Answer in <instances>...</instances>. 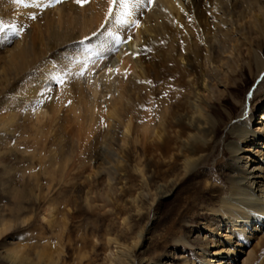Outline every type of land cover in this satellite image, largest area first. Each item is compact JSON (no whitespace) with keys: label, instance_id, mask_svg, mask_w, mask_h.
I'll use <instances>...</instances> for the list:
<instances>
[{"label":"rangeland","instance_id":"1","mask_svg":"<svg viewBox=\"0 0 264 264\" xmlns=\"http://www.w3.org/2000/svg\"><path fill=\"white\" fill-rule=\"evenodd\" d=\"M236 3L241 5L242 0L202 2L197 20L185 18L195 45L181 46L179 55L171 47L159 48L158 58L146 64L160 79L152 95L144 98L148 94L143 95L142 80L126 94L130 106L122 115L140 126L143 114L149 112L153 126L164 129L171 141L166 152L156 147L164 137L145 141L139 131L128 134L125 143L119 134L110 143L108 132L115 133L119 126L115 120L110 125L102 114L97 118L95 131L100 132L95 141L78 138L79 123L85 128L90 122L86 110L90 65H81L83 52L77 49L84 46L80 43L84 38L43 54L39 64L49 61L52 69L51 77H45L32 64L42 53L41 40L33 48L32 38L42 33L43 42L47 41L46 25L56 16V5L45 11L34 0H0V20L20 30L10 42H0V227L5 223L10 229L0 234V264H48L38 255L52 244L61 252L54 253L51 264H216L221 260L263 264L264 218L254 215L246 224L236 223L224 215L228 212L222 206V199L233 192L229 146L239 143L238 121L243 118L253 128L264 121L263 92L257 88L264 72L259 73L264 68V27L252 14L224 22L223 14L207 9L216 5L224 10L239 6ZM21 45L28 48V55L19 73L23 63L15 61L14 55ZM72 56L81 61L70 69L75 75L61 76L59 65L67 66ZM180 64L188 65L189 71ZM109 69L105 72L112 78L124 79L119 69ZM101 73L95 76L98 82ZM29 78L33 93L26 92ZM116 84L113 81L114 91ZM114 97V93L107 96ZM41 100L50 103L46 106L50 115L52 105L54 110L59 107L57 116L63 121L53 128L43 126L50 131L46 142L34 134L33 101ZM177 113L208 124L210 132L201 135L206 144L199 139L191 152L178 147L189 131L184 123H170ZM78 114L80 121L74 119ZM100 149L105 161L96 158ZM201 153L199 163L187 174L182 161ZM54 154L55 162L50 159ZM246 155L250 164L254 155ZM159 185L174 187L173 195L160 199ZM50 212L66 223L61 240L59 227L49 225ZM19 246L25 248L24 263L12 259Z\"/></svg>","mask_w":264,"mask_h":264},{"label":"bare ground","instance_id":"2","mask_svg":"<svg viewBox=\"0 0 264 264\" xmlns=\"http://www.w3.org/2000/svg\"><path fill=\"white\" fill-rule=\"evenodd\" d=\"M68 1L72 0H63L62 3L55 4L56 7H54L58 10V12L56 16L51 19L52 22H47L46 32L49 34L47 37V41L43 42L45 36H42V33H38L36 37L32 38L33 48L35 47L37 40H41L42 42V53L40 57H38L37 59H33L34 61L32 64H34L33 66H35L37 70L39 69V71H41L40 73H43L45 77L51 75L50 73L52 69L51 65L48 64L49 61L44 60V64H39L40 58L43 54H52L56 49L61 48L77 39H83L85 36L92 37V33L98 31L101 24L105 22V15L108 8L107 0H91V2L83 8L75 4L73 1L71 3H68ZM204 1L206 0H154L153 4L147 6L148 10L142 13L137 12L136 15L131 18L133 20H140L139 27H136L134 25H129L127 26V28H121V26H112L113 36H130L131 40L129 42H122L118 45H115L112 51H108V49L106 48L100 49L99 42L96 38L93 37L90 42L83 44V47L77 48L80 52H83V56L81 58L83 60L82 64L80 63L81 61L79 63H75L74 61H79V59H77V56H72L68 60H73L67 62V66L63 68V64L62 66L59 65L58 70H60L59 73L61 72V76H64L65 72L73 69L79 64L86 66L90 65L87 68L89 71L87 83L89 87L88 89L90 102L88 103L89 105L86 104L88 105L86 106V110H89L90 122L85 125V128L84 126H82V124L79 123L80 128L78 130V138H80L81 136V140L86 141L91 139L92 137V139L89 140L90 143L92 140L95 141V137L97 138L98 133L100 132H97L95 130H97L96 127H98V119L100 117L99 115L102 114L108 120L110 125V121L115 120V122L119 126V129L116 130L115 133L111 131L108 132V141H110V143L114 144L115 140L118 137V134L124 140L123 143H125V140L129 139L128 134H133L134 132L139 131L145 141L150 139V137H156L158 140L164 137V142L157 144L156 147L159 149H163L166 152L170 151L171 141H167L166 136H164V129L157 130L158 128L156 126H153L154 122L151 120V115L149 112L143 114V121L139 126L133 123L131 117L128 116L126 118L125 116H123L122 110L130 106V102L129 100H127L126 94L128 93L130 88H133L135 86L136 83H140V80H142V85L144 86L143 95L148 94V96L144 98H148L150 95H152V88L160 83V79L158 78V76L150 73V71L146 67V64L148 62L153 64V62L158 58L159 48L164 46H167L168 48L171 47L175 50L174 53L179 55L181 54L179 51L181 46L191 47V44L195 45V43L192 41V32L189 31L185 18L186 16H190L194 20H197L198 7L202 2L204 3ZM34 2L37 6V4L43 5L48 3V0H34ZM262 2H264V0H242L241 5L236 3L234 5L239 6H235L232 8L223 10L214 5L215 7H207V9L210 12L216 11L217 14H223L221 15V18H225L224 22L229 19H236L235 21L237 22L238 19L245 18L249 14H252V17L254 16L256 18V22L258 21L257 25L259 27H264V5L262 4ZM41 8L45 11H48L50 7L45 8L41 6ZM117 29L120 30L117 31ZM20 47H22V50L15 53L14 55L15 61L23 63V66H20L18 68L19 73H21V71L25 68L24 62L28 55V48H26L25 45H21ZM136 53L139 54L136 55ZM79 55L81 57L80 53ZM61 63H63V61ZM180 65L182 70L185 69L186 71H189L187 67L188 65ZM30 66L32 67V65ZM109 67H115L119 69L121 73L125 75L127 74V76L129 77L125 78V76H123L124 79H118V76H114L112 78L110 71H108L110 73L105 72L106 68L109 69ZM263 69L264 68H261L259 70V73L264 71ZM71 72L75 71L72 70ZM100 72L102 73L99 77L100 80L98 82L95 76ZM262 74L263 79L257 88L258 90H261L263 92L262 99H264V72ZM73 81L76 82L75 79ZM113 81L117 82L115 91L112 87ZM148 81H151V83H147ZM80 83L81 82L79 80L75 83V85L81 86ZM28 84L25 87L27 88L26 92L33 93L34 88L31 86V79L29 80ZM78 90L81 93L82 88L78 87ZM111 93H114L115 97L113 99L107 98V96ZM44 100H41L42 102L38 101V104L34 103L35 101H33V104L35 105H33L34 111H37L33 115H35L34 121H36V123L34 122V134L36 135V138H45L43 139V142H46L49 137L50 131H45L46 129H44L45 127L43 128V126L53 128V126L55 127L58 122L63 121H61L57 116L60 111V109H58L59 107L55 106L56 109L54 110V107L52 105V111L54 112L52 113L53 115H50L48 114V110L46 109V106L48 108V105H50V103L48 104ZM83 104L85 103L83 102ZM69 110L66 109L65 111ZM261 115L262 119H264V112ZM74 119L80 121L81 116L78 114L77 116H74ZM170 119V123L172 122V124L174 125H176L177 123H184L185 127L189 131L186 137L179 141L178 147L191 152L193 144L199 139H201L205 144L207 143V139L201 136L204 133L210 132L207 123L194 121L181 113L173 114ZM241 119L240 121H238L239 130L235 134L237 142L239 143H236L234 141L230 143L229 146V166L234 171L231 178L233 192L230 196L224 197L222 199V206L224 207L223 210H227L228 212H224V215H229L231 220L235 221L236 223H239V221L243 220L246 224L250 222L251 219H253L254 215H257L259 219L264 218V121L257 122L261 125L253 128L245 120L242 121ZM65 120L69 123L68 118ZM163 124L164 121H162L161 125ZM121 131L122 135H120ZM136 138L132 140L133 143L137 141ZM240 143L249 144L243 147L239 145ZM253 144H255L254 146L257 145V147L252 148L251 146ZM103 153L104 152L101 149L96 152L97 155H95L97 160L105 161L106 157ZM249 153H252L254 155V160H252L250 164H248V156L246 155ZM55 156V154L51 155V161L55 160ZM200 157H202V153L197 155L196 157L189 156L182 161V167L187 174L192 171L194 166H197ZM242 161L245 163L242 164ZM156 193L158 194L160 199L168 198L173 195L174 187L168 188L165 185H159L156 188ZM234 210H236V213L234 212ZM245 214H248V218H245ZM49 215V225L53 228L59 227V229H57L60 232V234H58L60 235V237L58 236V239L61 240V236L66 227V223L58 222L54 218V214L52 212H50ZM8 227L9 226L5 223L1 224L0 234L5 230H8ZM110 239L108 238L107 241L111 242ZM24 249V246H19L13 253L12 259L18 260V263H24ZM60 252L61 250H58L57 247L52 244L50 245V247H44V249L40 250L38 256L39 259L47 260V263L51 264L53 261H55L53 257L54 253H56L57 255ZM216 264H225V262H222L221 260Z\"/></svg>","mask_w":264,"mask_h":264},{"label":"snow or ice","instance_id":"3","mask_svg":"<svg viewBox=\"0 0 264 264\" xmlns=\"http://www.w3.org/2000/svg\"><path fill=\"white\" fill-rule=\"evenodd\" d=\"M17 2L24 3V0H17ZM62 2L63 0H48V3L43 5L37 4V7L43 6L47 8ZM73 2L83 8L87 4H89L91 0H73ZM153 3L154 0H107L108 8L107 13L105 15V22L101 24L100 29L98 31L92 33V37L85 36L84 40H82L80 43L84 44L85 41H90L94 37L99 42L100 49L106 48L108 49V51H112L115 45H118L122 42H129L131 40L130 36H113L112 26H121V28H127V26L129 25H134L136 27H139L140 20H133L131 18L135 16L137 12L142 13L148 10L147 6ZM35 18V16L32 17V19ZM119 30L120 29H117V31ZM19 35L20 30L17 25L13 23H6L3 20H0V42H10L11 37ZM138 54L139 53H136V55ZM74 62L79 63V61ZM109 71L111 72L112 69H109ZM64 75H74V73L69 70L65 72ZM80 75H83V73L81 72ZM125 78H127V74L125 75ZM59 82L63 83L64 80L60 79ZM147 83H151V81H148ZM49 91H51V89H49Z\"/></svg>","mask_w":264,"mask_h":264}]
</instances>
